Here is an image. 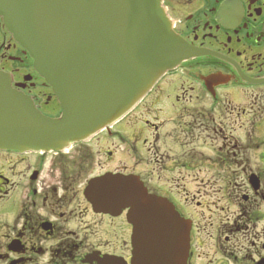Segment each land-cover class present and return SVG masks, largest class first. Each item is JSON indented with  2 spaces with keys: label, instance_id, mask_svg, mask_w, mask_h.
Wrapping results in <instances>:
<instances>
[{
  "label": "flooded vegetation",
  "instance_id": "1",
  "mask_svg": "<svg viewBox=\"0 0 264 264\" xmlns=\"http://www.w3.org/2000/svg\"><path fill=\"white\" fill-rule=\"evenodd\" d=\"M161 7L200 55L85 142L58 153L0 150V264H133L126 211L89 200V181L106 174L136 176L173 206L190 227L186 264H264V0ZM0 72L43 115L59 114L1 18ZM96 140L114 146L102 163Z\"/></svg>",
  "mask_w": 264,
  "mask_h": 264
},
{
  "label": "water",
  "instance_id": "2",
  "mask_svg": "<svg viewBox=\"0 0 264 264\" xmlns=\"http://www.w3.org/2000/svg\"><path fill=\"white\" fill-rule=\"evenodd\" d=\"M161 0H0V17L61 107L43 116L0 73V150L62 151L118 121L167 71L201 53ZM99 211L127 210L133 264H185L189 225L134 176L89 181Z\"/></svg>",
  "mask_w": 264,
  "mask_h": 264
},
{
  "label": "rangeland",
  "instance_id": "3",
  "mask_svg": "<svg viewBox=\"0 0 264 264\" xmlns=\"http://www.w3.org/2000/svg\"><path fill=\"white\" fill-rule=\"evenodd\" d=\"M132 126H134V123L131 121V122H129V125L126 124L125 127L123 126V128H126L127 132L130 133L131 130H129V129ZM119 127H120V125L117 126L115 129L118 130ZM106 145H108V144L104 143L102 140H96V141H94L93 143L90 144V149H92L94 151L96 150L97 152L100 151V153L97 155V160L100 163H102V162H104L106 160V157H104L102 155V153L105 152V150H108V149L112 150V149H114V146L113 145H108V146H106ZM146 149H148V146H142L141 145V149L140 150H141V152L143 154L147 153V150ZM94 154L96 155V153H94ZM126 154H127V157H125V160H126V163H129L132 160V157L130 155H128L129 154L128 151L126 152Z\"/></svg>",
  "mask_w": 264,
  "mask_h": 264
}]
</instances>
